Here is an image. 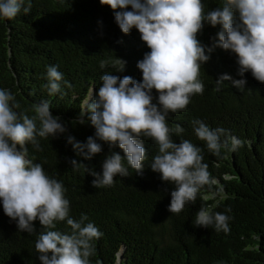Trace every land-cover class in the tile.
Listing matches in <instances>:
<instances>
[{"label":"trees","instance_id":"16d2710c","mask_svg":"<svg viewBox=\"0 0 264 264\" xmlns=\"http://www.w3.org/2000/svg\"><path fill=\"white\" fill-rule=\"evenodd\" d=\"M221 2L203 0L204 11ZM220 30V25L204 24L197 38L211 46ZM147 51L139 31L133 28L124 34L114 22L113 10L99 0H32L29 13L0 20V88L10 89L19 104L17 111L29 116L34 115L35 104L47 100L51 114L67 128L54 139L37 137L42 150L26 145L29 158L63 183L70 214L77 219L86 214L102 234L92 242L90 264H264V83L249 71L244 74L245 88L224 81L217 90L215 80L221 74L240 78L235 54L216 48L200 68L203 93L193 94L185 109L166 116L175 142L188 139L201 148L203 162L222 186L215 196L205 186L179 213H171L174 185L162 181L150 167L158 152L151 138L142 137L146 159L141 174L125 161L128 176L117 175L110 186L98 188L88 169L101 171L108 145L88 160L67 143L69 135L81 143L94 136V127L78 123L77 117L89 92L101 85V76L111 72L141 80L137 62ZM119 58L126 61L123 71H118ZM101 61L106 62L104 68ZM49 65H57L70 84L62 81L55 95L43 87ZM197 118L212 128L226 129L241 145L213 155L193 132L191 122ZM177 125L183 132L176 133ZM112 150L124 155L118 146ZM72 160L80 164L74 168ZM201 207L228 215V231L195 227ZM33 224L32 233L18 230L0 206V264H40L35 241L44 228L38 220ZM55 228L69 230L63 221Z\"/></svg>","mask_w":264,"mask_h":264},{"label":"clouds","instance_id":"9594fccd","mask_svg":"<svg viewBox=\"0 0 264 264\" xmlns=\"http://www.w3.org/2000/svg\"><path fill=\"white\" fill-rule=\"evenodd\" d=\"M99 2L110 6L114 22L124 34L137 29L150 51L137 62L141 80L105 72L99 88L90 91L82 102L77 122L94 127V136L87 137L84 143L67 136L73 150L88 160L103 151V144L108 145L101 171L88 169L94 177L92 185L110 186L115 176H128L125 161L141 174L146 159L144 137L158 146L150 163L152 171L174 185L168 205L171 213H179L205 186L215 196L222 186H218L219 181L203 162L201 148L188 139L175 142L166 116L169 111L185 109L193 94L203 93L200 68L216 48L235 54L240 77L221 74L215 80L217 90L224 81H230L237 89L245 88L244 74L249 71L264 83V0H222L220 6L207 12L203 0ZM31 5L32 0H0V20L15 18L21 11L27 14ZM204 24L221 26L211 46L197 38ZM119 62L122 67L118 71H123L126 61L119 58ZM100 66L104 68L106 62L101 61ZM63 75L57 65L47 66L43 87L49 95L61 91L62 81L70 87ZM18 108L11 90L0 88V206L18 230L32 233L36 220L44 228L35 241L40 264H90L92 242L102 234L86 214L78 219L70 214L63 183L50 176L41 163L33 162L26 147L30 144L42 150L37 137L57 138L66 133V125L59 116L51 114L47 100L33 106V116L18 112ZM191 124L195 136L205 142L213 155L220 156L221 148L235 151L242 143L226 129L212 128L199 118ZM175 131L181 133L183 128L177 125ZM116 146L123 156L112 150ZM71 164L75 168L80 163L72 160ZM228 220L225 213L201 207L194 226L228 231ZM59 221L65 222L69 230H56Z\"/></svg>","mask_w":264,"mask_h":264},{"label":"water","instance_id":"95a60500","mask_svg":"<svg viewBox=\"0 0 264 264\" xmlns=\"http://www.w3.org/2000/svg\"><path fill=\"white\" fill-rule=\"evenodd\" d=\"M123 253H124V252H123ZM122 256H123V254H122V253H121V254H119V256H118V263H119V260H121Z\"/></svg>","mask_w":264,"mask_h":264}]
</instances>
